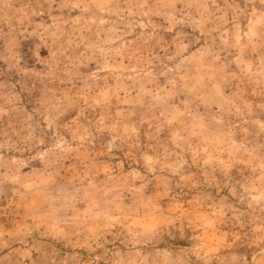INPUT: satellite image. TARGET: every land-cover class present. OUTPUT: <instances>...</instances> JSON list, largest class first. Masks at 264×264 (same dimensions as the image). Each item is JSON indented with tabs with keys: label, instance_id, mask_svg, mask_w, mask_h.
I'll use <instances>...</instances> for the list:
<instances>
[{
	"label": "rangeland",
	"instance_id": "1",
	"mask_svg": "<svg viewBox=\"0 0 264 264\" xmlns=\"http://www.w3.org/2000/svg\"><path fill=\"white\" fill-rule=\"evenodd\" d=\"M0 264H264V0H0Z\"/></svg>",
	"mask_w": 264,
	"mask_h": 264
}]
</instances>
